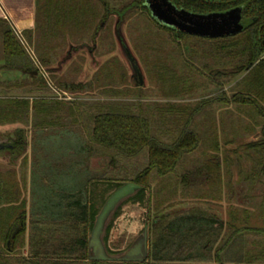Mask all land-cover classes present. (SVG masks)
<instances>
[{
    "label": "trees",
    "instance_id": "obj_1",
    "mask_svg": "<svg viewBox=\"0 0 264 264\" xmlns=\"http://www.w3.org/2000/svg\"><path fill=\"white\" fill-rule=\"evenodd\" d=\"M169 1L178 9L199 15L239 9L243 30L221 38L189 35L158 22L145 0H38V24L34 30L24 31L21 35L7 21L0 20L2 67L27 75L37 71L36 60L25 43L34 44V32L39 39L35 44L40 50L38 60L41 65H47L50 63L48 51L52 50L50 43L68 30L70 35L93 31L92 41L97 42V51L103 47L104 34L108 33L110 38L113 32L121 49L117 34L128 16L141 11L161 30L169 33L173 41L179 42L180 51L183 43L186 50L193 52L187 51L191 58L199 60L208 56L226 62L223 63L225 69L209 64L201 71L181 52L188 69L203 73L212 87H219V92L202 100L191 112L185 111L187 115L183 117L181 126L174 130L158 126L153 118L141 111L136 112L134 105L112 102L97 107L94 112L81 110L77 103L71 104L67 109L72 123L79 129V132H72L61 121L59 109H62V103L56 106L42 98L31 103L28 99L0 96V127L27 124L30 113L33 114L34 126L29 209L21 200L17 182L9 178L10 175L5 177L0 173V264H174L205 261L207 250L221 236L225 222L202 207L189 208L175 215L161 214L159 207L163 205L161 195L164 189L168 193L177 191L174 185L171 189L168 187L176 174L175 184H180L183 190L189 185V175L200 176L203 172L211 186H222L223 169L229 172L231 160L226 158L223 162L218 155L194 158L197 152H205L201 148V136L192 127L194 118L202 113L204 107H211L214 103L228 109L226 121L236 135H240L239 131L248 134L261 127L260 139L254 138L243 144L245 151L254 150L257 160L252 172L244 174L239 184L252 187L263 176L264 0ZM128 47L138 61V56ZM139 68L142 72L140 64ZM136 81L139 84L137 77ZM230 83L233 85L231 93L223 89ZM77 87L80 88L77 85L72 89ZM40 101L46 103L41 104ZM232 107L236 112L231 110ZM244 117L250 122L244 124ZM180 120L177 118L175 124ZM24 130L20 127L13 131L12 137L2 139L5 134H0V145L12 144L11 149H6L12 158L19 159L27 151ZM53 143L59 144L51 148ZM214 145L219 147L215 142ZM94 161H101V165L94 166ZM178 172L181 175L178 176ZM126 183L140 186L128 200L138 204L144 213L143 232L145 229L148 231L147 258L142 262L93 260L90 258V236L102 208L100 204L104 202V187L118 189ZM115 216L119 213L116 212ZM111 230L112 224L107 227L104 243L111 254H116L118 252L108 246ZM248 231L255 230L240 228L232 233L218 247L217 261L220 262L222 254L228 252L236 236ZM256 231L264 233V230ZM21 249L27 252L19 253Z\"/></svg>",
    "mask_w": 264,
    "mask_h": 264
},
{
    "label": "rangeland",
    "instance_id": "obj_2",
    "mask_svg": "<svg viewBox=\"0 0 264 264\" xmlns=\"http://www.w3.org/2000/svg\"><path fill=\"white\" fill-rule=\"evenodd\" d=\"M120 30L123 32L125 42L138 56L140 61L138 66L140 64L144 78L143 85L137 84V76H133L132 68L123 57L113 32L110 38L108 33L104 34L103 47L97 51V42L92 41L93 31L73 32L70 35L68 30L50 43L52 48L48 51L50 63L42 64L40 67L43 70L38 75L31 77L18 70L1 68L0 64V96L28 99L31 103L42 98L56 106L62 103L63 107L59 109L61 121L69 126L72 132H79L78 126L72 123L67 109L74 103L86 112H94L97 107L112 102L134 105L136 112L141 111L153 118L158 126L174 130L181 126L183 117L187 115L184 114L185 111L191 112L202 100L219 92V87H212L203 73L188 69L181 52L184 53L183 57L192 61V64L201 71L209 64L215 68H224L223 63L226 62L223 60L215 58V61L208 56L199 60L191 58L188 55L191 51L186 50L183 43L180 44L182 47L180 51L179 42L173 41L169 33L161 30L142 11L128 16ZM38 40L34 32V44L29 45L25 42L30 55L37 62L40 50L35 44H38ZM200 52L202 54V51ZM232 83L223 89L231 93ZM77 85L80 88L72 89ZM231 110L236 112L235 107ZM228 112L221 104L214 103L211 107H204L202 113L195 116L192 124L201 136L203 149L201 150H205L204 153L197 152L194 155L195 159L218 155L223 162L226 158L231 160L229 172L226 173L223 169L222 186H211L206 173L203 172L200 176L189 175V185L183 190L180 184H175L176 174L168 187L171 189L174 185L177 191L168 193L164 189L161 195L163 205L159 207V213L166 215H175L177 212L180 214V211L185 212L189 208L202 207L223 220L225 228L216 243L207 250L205 261L174 264H264V233L256 231L264 230V174L252 187L239 184L244 174L252 172L257 160L254 150L245 151L243 144L254 138L260 139L261 127L248 134L239 131L240 135H236L231 132L226 121ZM179 117L180 123L175 124ZM29 119L27 124L0 127V134H5L1 139L12 137L13 131L20 127L25 129L27 135V151L19 159L10 157L8 152L0 153V173L5 177L10 175L9 178L17 182L21 200L25 201L27 209L31 204V170L34 163L33 114L30 113ZM244 120V124L250 122L246 117ZM214 142L219 145L218 148ZM57 144L59 143H53L50 147L53 148L55 147L53 145ZM99 165L101 161H94V166ZM179 175L181 172H178ZM104 188L106 189L104 202L100 204V208L116 191V188L109 189L108 186ZM116 212L119 213L117 217ZM116 212L108 222V226L112 224L108 246L112 251L120 253L142 234L145 222L141 207L128 199ZM240 228L255 231L243 232L236 236L228 252L223 253L221 261L218 262L216 258L218 247ZM20 252L24 253L27 250L21 249Z\"/></svg>",
    "mask_w": 264,
    "mask_h": 264
},
{
    "label": "water",
    "instance_id": "obj_3",
    "mask_svg": "<svg viewBox=\"0 0 264 264\" xmlns=\"http://www.w3.org/2000/svg\"><path fill=\"white\" fill-rule=\"evenodd\" d=\"M151 15L163 25L175 28L189 35L200 37L221 38L235 35L243 30L242 15L239 9L227 13H212L199 15L178 9L169 0H146ZM123 57L132 68L133 76L139 79V84H144L143 74L138 62L126 45L122 30L117 34ZM36 74L38 72H35ZM140 189L135 183H126L112 193L102 206L96 217L95 226L90 236V258L101 261L142 262L148 255V231L147 229L138 236L124 251L111 254L105 243L108 222L117 208L128 198L136 194Z\"/></svg>",
    "mask_w": 264,
    "mask_h": 264
},
{
    "label": "crops",
    "instance_id": "obj_4",
    "mask_svg": "<svg viewBox=\"0 0 264 264\" xmlns=\"http://www.w3.org/2000/svg\"><path fill=\"white\" fill-rule=\"evenodd\" d=\"M37 16L38 0H0V20L7 21L16 33L34 30Z\"/></svg>",
    "mask_w": 264,
    "mask_h": 264
},
{
    "label": "flooded vegetation",
    "instance_id": "obj_5",
    "mask_svg": "<svg viewBox=\"0 0 264 264\" xmlns=\"http://www.w3.org/2000/svg\"><path fill=\"white\" fill-rule=\"evenodd\" d=\"M145 3H146V0H145ZM36 66H37V71H34L33 73H31V74H29V75H31V76H36V75H38L40 72H42V68L40 67L41 66V64H40V62H37L36 61ZM1 68H2V66H1ZM35 72H38L37 74L35 73ZM4 141V140H3ZM4 143V142H3ZM12 144L11 143H4V144H2V145H0V153H2V154H4V153H7V151H6V149H11L12 148V146H11Z\"/></svg>",
    "mask_w": 264,
    "mask_h": 264
}]
</instances>
